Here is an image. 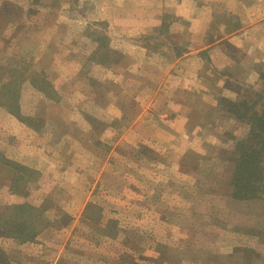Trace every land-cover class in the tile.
I'll list each match as a JSON object with an SVG mask.
<instances>
[{"label":"rangeland","instance_id":"obj_1","mask_svg":"<svg viewBox=\"0 0 264 264\" xmlns=\"http://www.w3.org/2000/svg\"><path fill=\"white\" fill-rule=\"evenodd\" d=\"M237 1L0 0V226L36 231L0 264H264V196H229L264 91Z\"/></svg>","mask_w":264,"mask_h":264},{"label":"trees","instance_id":"obj_2","mask_svg":"<svg viewBox=\"0 0 264 264\" xmlns=\"http://www.w3.org/2000/svg\"><path fill=\"white\" fill-rule=\"evenodd\" d=\"M237 94L231 114L247 125L248 132L234 150L229 196L249 199L264 196V91H242L240 88ZM16 208L23 210L20 205ZM10 219L0 226L4 232L14 234L20 240L30 239L36 234V231L31 234V228L25 224L12 222V215Z\"/></svg>","mask_w":264,"mask_h":264},{"label":"crops","instance_id":"obj_3","mask_svg":"<svg viewBox=\"0 0 264 264\" xmlns=\"http://www.w3.org/2000/svg\"><path fill=\"white\" fill-rule=\"evenodd\" d=\"M96 4H116V1H123V3H151L155 5H161L165 3V1L169 0H92ZM171 1V0H170ZM185 1V0H184ZM183 0H180V3L184 2ZM192 0H186V2H190ZM199 2L206 3L207 0H199ZM237 3L239 4H246V6H240V13L244 10H246V17H239L240 21L246 19V22H242L238 24V27L234 32L231 33V37L229 40L230 42H234V40L237 39V37H240L242 35L246 36L247 39L251 36L254 37L256 35L254 33V30L257 28H264V0H238ZM239 7V6H238ZM262 7V8H261ZM239 10V9H238ZM220 31V30H219ZM222 37L217 31H215V35ZM224 40V37L220 38V40L215 39L214 42L207 44L206 46H203L201 48H198L197 50H193L194 52H198L200 50L207 51V54L210 58L217 57V55L223 56L222 54V41ZM249 40V39H248ZM259 41V40H257ZM261 41V40H260ZM264 41V38L263 40ZM251 42H254V38ZM238 46V45H237ZM236 46V47H237ZM193 52V53H194ZM219 57V56H218Z\"/></svg>","mask_w":264,"mask_h":264}]
</instances>
